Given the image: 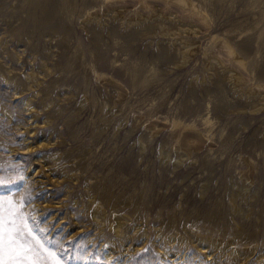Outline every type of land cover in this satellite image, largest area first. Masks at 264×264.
I'll list each match as a JSON object with an SVG mask.
<instances>
[{"label":"rangeland","instance_id":"obj_1","mask_svg":"<svg viewBox=\"0 0 264 264\" xmlns=\"http://www.w3.org/2000/svg\"><path fill=\"white\" fill-rule=\"evenodd\" d=\"M24 1L0 0V198L25 200L59 264H264V108L249 113L264 97V0H190L209 27L175 2L129 3L132 19L199 30L179 35L197 49L178 67V44L145 37L156 25L85 31L90 2L31 19ZM83 94L116 101L114 119L80 109Z\"/></svg>","mask_w":264,"mask_h":264},{"label":"bare ground","instance_id":"obj_2","mask_svg":"<svg viewBox=\"0 0 264 264\" xmlns=\"http://www.w3.org/2000/svg\"><path fill=\"white\" fill-rule=\"evenodd\" d=\"M26 1H27V5L31 7L29 9L28 13H31V14H29V17L32 19V18H34L33 17L34 12H36L37 10L44 11L47 7H49V10H54L55 8H58V6H59L60 10H62V11L64 10L63 12L65 14V12L68 11L69 6L71 4H73L76 0H25L24 2H26ZM148 1L149 0H102V2H100L99 0H90V1L82 0L83 4H87L90 2L89 3L90 7L88 9L86 7H84L83 10L81 11L80 17L82 16V19L80 18L79 25L85 31H88L90 28H92L93 24L97 25V26H99V25L103 26L104 23L108 24L111 21H113L114 23H118L119 25H123L126 28L131 27V26L132 27H138V28L139 27H145L149 24L156 25V28L153 31H151V32L148 31L145 33V37H147V35H150V36L151 35H157V36H168V37H170L171 38V44L173 43L174 46H175V44L179 45L178 48L180 51V60L175 64V66L178 67V66H182V65L186 64V62L189 61L190 57L196 51L197 46H192V44L186 43L185 41H183L180 38L179 35H181V34H187V35L188 34H191V35L194 34V35H196L199 30H196L195 26H193V25L191 26L190 24H188V25L182 24L183 22L179 21V18H177V16L172 14V13H168V14L152 13L150 17L144 18L140 15L139 12L136 11V13H135L137 16L136 19H132L131 17L126 16L129 3L136 2L137 5H140L143 8L147 9ZM163 1L165 2L166 5L170 4L172 2L179 4L181 6V8L183 9V11L186 13L187 17L192 19V17L197 16V18H199V20L202 22V24L205 27H209L208 19L204 16V14L190 0H163ZM86 6H88V5H86ZM94 6H96V8H93ZM68 12L70 13L71 10H69ZM173 23L174 24L179 23V27L174 31L171 30L172 29L171 25H174ZM177 31H179V32H177ZM228 48H230V47L228 46ZM108 52L109 51L107 50V51H104V53L99 54V53H94V51H93L92 55L90 56L92 64L90 65L89 68H91L95 72L104 70V66L106 67V65H107L106 57L108 55ZM207 58H208V61H207L208 66H206V67H208V68H206V70L211 71L214 62L216 61V56H215V54H210V55L207 54ZM222 67H223V65H222ZM90 71L91 70L88 68H85V70H84L83 74H84V79L86 80V81L84 80L85 83L89 79L88 76H90V75H88V74ZM227 71L229 72V70H227ZM115 72L117 74H119L120 70H116ZM99 79H100L99 82L102 84V86L105 89H107V83H106L105 78H102L99 76ZM115 88H117V87H115ZM118 89H120V88H118ZM120 91H122V90H120ZM120 94H122V93H120ZM120 94H118V100L117 101H119V99H120ZM247 94L249 95L250 93H247ZM260 101L262 103L258 102L254 106V108H252L250 110V112H249L250 114L256 113V112L262 110V108H264V97L263 96L260 98ZM86 103H87V107L88 108L92 107L94 109L95 113L103 112V110H106L105 113L108 114V116H109V118L107 119V123L110 122L111 119L112 120L114 119L111 117V115L115 114V112L118 111L117 107L114 106L111 109V111L109 112V109L112 107L111 105L114 102L109 103L107 98H103V100H101L99 102L96 97H92V99H91L90 97L83 94L81 97V100H80V109L84 108ZM114 104H116V101ZM259 104H260V106H259ZM242 111H243V109H241V113H243ZM246 113H247V111H246ZM239 115H241V114H239ZM241 118L242 117H240V119ZM207 121L208 120L206 119V122ZM180 124H181V122H180ZM120 125H123V124H120ZM154 126H155L154 124H152L150 126V128H152V131L155 129ZM186 127L187 126H182L179 130H182L183 132H185ZM194 133L195 132H188L187 134H185V138H187V137L195 138V134H197V133H195V134ZM185 142H188V139H185ZM189 142H191V141H189ZM139 144L141 147L140 149L142 150L143 149V142L140 141ZM181 148H178L179 150L177 149L178 150V154H177L178 159L177 158L175 159V163H177L178 165H181L183 160L190 159V157H189L190 152L188 150H186V151L182 150L183 148L182 149ZM182 158H185V159H182ZM241 177H243L242 179L246 180V182L251 183V181H252V177L250 175L249 176H242L241 175Z\"/></svg>","mask_w":264,"mask_h":264},{"label":"snow or ice","instance_id":"obj_3","mask_svg":"<svg viewBox=\"0 0 264 264\" xmlns=\"http://www.w3.org/2000/svg\"><path fill=\"white\" fill-rule=\"evenodd\" d=\"M5 183L0 177V185ZM24 206L23 198L19 202L0 198V264H59L57 253L34 235Z\"/></svg>","mask_w":264,"mask_h":264}]
</instances>
